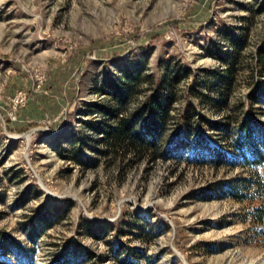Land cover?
Masks as SVG:
<instances>
[{"label": "rangeland", "instance_id": "rangeland-1", "mask_svg": "<svg viewBox=\"0 0 264 264\" xmlns=\"http://www.w3.org/2000/svg\"><path fill=\"white\" fill-rule=\"evenodd\" d=\"M240 35L227 104L193 97L204 70L226 67L217 51H231ZM259 51L264 0H0V238L34 247L31 264H118L135 255L139 264H264V224L248 216L257 203L226 193L251 171L215 126L226 116L231 129L248 119L264 139ZM166 63L188 75L176 86L164 154L130 164L94 151L100 87L124 71L159 75ZM186 114L192 134L179 140L178 157L167 150ZM219 151L227 160L215 164ZM253 169L264 172V163ZM56 208L65 216L41 229L38 217ZM13 252L0 250V259L16 264Z\"/></svg>", "mask_w": 264, "mask_h": 264}, {"label": "trees", "instance_id": "trees-1", "mask_svg": "<svg viewBox=\"0 0 264 264\" xmlns=\"http://www.w3.org/2000/svg\"><path fill=\"white\" fill-rule=\"evenodd\" d=\"M244 42L245 37L240 35L230 39L231 51L221 52V55L217 51L215 58L225 62L226 67L218 71L204 70L203 76L207 82L198 86L197 93L191 92L193 97L199 99L204 97L206 102L218 109H222L227 104L241 60L239 50ZM256 55L254 65L258 71L262 72L264 56L261 51ZM187 75L186 68H172L166 63L159 75L146 76L142 75L139 70L124 71L106 81L100 87L101 90H105L103 94L106 99L92 105V111L101 117V120L91 127L93 136H95L92 139V149L103 157L122 160L130 164L145 158L153 159L163 155L161 151L165 149V139L169 135L170 125L176 121L174 120V104L177 100L176 86L180 79ZM142 84H146L145 89L142 88ZM212 94L217 98L216 100L211 97ZM258 94L259 87L248 94L247 102L255 103L259 100ZM141 96H144V100L135 103V107L131 109L132 102L139 100ZM182 116L178 119V132L174 133L176 138L180 136L181 139L173 140L167 150L168 153L170 150L177 151L174 154L178 157L183 155L182 151H178L182 145L179 140L184 142L192 134V126L189 123L192 114ZM215 126L220 127L225 138L230 139L234 150L240 154V162L251 171L248 176H239L229 181L226 193L238 201L248 200L251 203H257L250 209L248 216L252 223L264 224V172L253 169L264 163L262 132L248 119L237 121V127L231 129L228 116L224 118L223 123H216ZM73 151L75 154L78 153L76 149ZM212 160L215 164H221L227 159L225 153L219 151ZM92 161L96 162V160ZM65 201L69 202L68 199ZM64 213L63 208L47 211L46 214L38 217L37 224L41 229L52 227L55 222L65 216ZM28 236L34 242V237L30 234ZM10 246H12L10 240L2 236L0 238L2 254L11 257V255L14 256L13 250H15L19 252V256L15 259L16 264H31L34 247L16 244L12 249ZM135 257L142 258L141 255H135ZM136 258L128 261L126 258L117 257L116 261L118 264H139ZM0 264L11 263L0 259ZM60 264L67 263L63 262L62 258Z\"/></svg>", "mask_w": 264, "mask_h": 264}]
</instances>
